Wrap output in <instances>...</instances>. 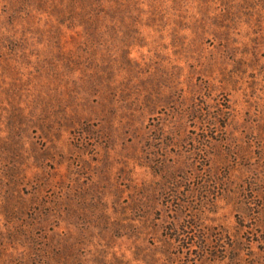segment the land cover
Listing matches in <instances>:
<instances>
[{
	"label": "rangeland",
	"instance_id": "rangeland-1",
	"mask_svg": "<svg viewBox=\"0 0 264 264\" xmlns=\"http://www.w3.org/2000/svg\"><path fill=\"white\" fill-rule=\"evenodd\" d=\"M0 264H264V0H0Z\"/></svg>",
	"mask_w": 264,
	"mask_h": 264
}]
</instances>
